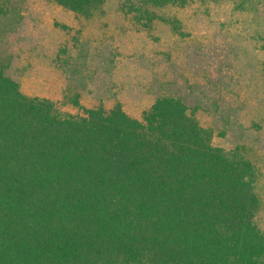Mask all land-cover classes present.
<instances>
[{
	"label": "trees",
	"instance_id": "trees-1",
	"mask_svg": "<svg viewBox=\"0 0 264 264\" xmlns=\"http://www.w3.org/2000/svg\"><path fill=\"white\" fill-rule=\"evenodd\" d=\"M52 1L84 17L104 3ZM186 1L119 7L149 28L152 8ZM236 1L264 20V0ZM11 65L0 50V264H264L256 166L244 147L212 143L200 103L162 90L135 119L75 91L72 114L25 95Z\"/></svg>",
	"mask_w": 264,
	"mask_h": 264
},
{
	"label": "rangeland",
	"instance_id": "rangeland-1",
	"mask_svg": "<svg viewBox=\"0 0 264 264\" xmlns=\"http://www.w3.org/2000/svg\"><path fill=\"white\" fill-rule=\"evenodd\" d=\"M119 2L104 0L84 17L52 0H0L8 19L0 50L21 91L72 114L80 110L67 96L78 91L85 108L119 102L135 119L162 90L200 103L196 117L212 143L244 147L256 166L255 222L264 232L263 18L236 0H187L152 8L160 18L145 28Z\"/></svg>",
	"mask_w": 264,
	"mask_h": 264
}]
</instances>
